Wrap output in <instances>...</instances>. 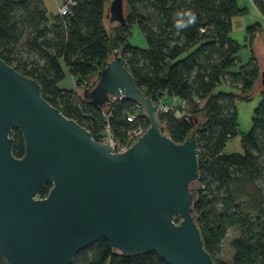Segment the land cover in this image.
Masks as SVG:
<instances>
[{"label": "trees", "instance_id": "trees-1", "mask_svg": "<svg viewBox=\"0 0 264 264\" xmlns=\"http://www.w3.org/2000/svg\"><path fill=\"white\" fill-rule=\"evenodd\" d=\"M73 1L66 14L47 16L41 0H0V58L36 79L41 96L97 141L104 122L100 108L61 87L60 81L65 69L74 86L82 88L112 50L119 51L144 96L152 102L166 97L183 102L156 113L161 131L164 127L173 142L183 141L190 131L185 117L177 113L196 117L198 176L192 208L213 263L264 264V88L245 132L239 131L235 104L249 100L259 82L252 42L263 23L246 24L245 42L240 45L229 35L231 18L247 14L249 8L236 0H124L125 23L107 28L104 13L109 0ZM251 2L264 21V0ZM186 10L196 14V23L180 28L187 20ZM132 24L139 28L144 46L129 43ZM241 46L249 52L244 63L238 57ZM134 104L127 99L112 104L108 122L115 137L135 126L146 128L143 110L139 104L132 108ZM135 108L134 120L127 121L126 115ZM11 136V152L19 157L22 138L16 129ZM236 136L240 150L225 152V144ZM48 186L37 196L43 197ZM229 227L238 235L229 242L232 256L226 263L215 255ZM0 264H6L1 256ZM70 264L169 263L152 251L124 257L99 238L79 250Z\"/></svg>", "mask_w": 264, "mask_h": 264}, {"label": "water", "instance_id": "water-1", "mask_svg": "<svg viewBox=\"0 0 264 264\" xmlns=\"http://www.w3.org/2000/svg\"><path fill=\"white\" fill-rule=\"evenodd\" d=\"M124 0H109L108 25L125 23ZM264 88V70L259 72ZM81 96L104 108L109 96L139 104L147 126L124 151L94 140L41 96L36 79L0 58V256L6 264H70L99 238L124 257L154 252L169 264H214L192 208L197 172L196 117L173 142L117 50ZM12 129L23 152H11ZM194 182L193 186L191 183ZM49 184L43 197L37 193Z\"/></svg>", "mask_w": 264, "mask_h": 264}, {"label": "rangeland", "instance_id": "rangeland-1", "mask_svg": "<svg viewBox=\"0 0 264 264\" xmlns=\"http://www.w3.org/2000/svg\"><path fill=\"white\" fill-rule=\"evenodd\" d=\"M238 1L240 2L238 5H240L243 0H238ZM240 6H243V4H241ZM247 18H249V15H247ZM104 24H105V27L107 28V24H108L107 20L104 21ZM245 38H246L245 33H243L242 42H245ZM128 41L130 44L136 45V46H141V45H143V43L145 44L139 28L135 24L130 25V33H129ZM118 53H119V51H118ZM257 53L262 56L264 54V48ZM248 56H249L248 49L246 47L241 46L238 50V57H239L240 62L244 63L248 59ZM94 75H95V73L88 76L86 81L90 82L93 79ZM64 83L65 82H63V84L61 83V87L67 88V89L71 88L76 92V94H78L79 96L81 95V88L75 87L73 80L68 79V83H66L67 86H64ZM221 87L224 88L223 85ZM262 89H263V87L261 86L260 83H258L255 85L254 88L251 89L250 95H249V100H247V101H236L235 104H236V109H237V113H238V117H239V120H238L239 124L238 125H239V131L240 132H245V130H247L249 128V126L251 124L252 110H253L254 106L256 105V103L258 102V100L260 99L259 92ZM166 98H168V97H166ZM163 130L165 131L164 127H163ZM224 150L225 151L240 150L239 138L236 136V137L230 139L225 144ZM237 235H238V233H237L236 228L229 227L226 229L225 235H224V237L220 243L219 252L215 255V257L217 259L222 260L226 263L230 262L231 256H232V250L229 246V242L231 239H233Z\"/></svg>", "mask_w": 264, "mask_h": 264}, {"label": "built area", "instance_id": "built-area-1", "mask_svg": "<svg viewBox=\"0 0 264 264\" xmlns=\"http://www.w3.org/2000/svg\"><path fill=\"white\" fill-rule=\"evenodd\" d=\"M73 4H74L73 0H62L61 3L59 4V6L57 7L56 14H58V15L66 14L68 12L69 7ZM120 99H123L121 95L109 96L110 103L107 105V107L105 106L104 108H100V113H101V116H102L104 122L102 124V129L99 133L97 141L102 142L103 140L108 139V141L110 142V146H111L110 150L113 153L124 151V149H126L137 137L141 136L145 130V128H143L141 126H135V127L130 128V129L124 130L123 136L121 138L115 137L113 135L110 124L108 122V117L110 114V108H111L112 104L116 100H120ZM154 103L156 105V113L165 112L171 108L176 107V104H177L175 98H172L171 103H165L162 98L158 99ZM179 104H180V106H182L183 102L179 101L177 105H179ZM138 106L139 105L137 103H135L132 106V108L133 107L138 108ZM136 108H135L133 114L129 113L126 115L127 121H133L134 120L136 110H137ZM177 116H184V112L183 111L178 112Z\"/></svg>", "mask_w": 264, "mask_h": 264}, {"label": "crops", "instance_id": "crops-1", "mask_svg": "<svg viewBox=\"0 0 264 264\" xmlns=\"http://www.w3.org/2000/svg\"><path fill=\"white\" fill-rule=\"evenodd\" d=\"M62 0H41L42 5L45 9L46 15L47 16H53L56 13L57 7L61 3ZM237 3L239 4L240 2L236 0ZM243 6H246L249 8L248 13L243 15V16H237V17H232L231 18V31H230V36L238 42V44L243 45L244 42H242V35L244 31L245 25L248 23H252L254 20H258L263 23V26L259 32L255 34V37L252 42V50L254 53V56L257 61V67L258 71L264 70V54L261 56L257 52L261 51L264 48V21L254 5L252 4L251 0H243L241 2ZM240 4V5H241ZM247 15H249V18H247ZM144 46V43L143 45ZM260 49V50H259ZM68 79L73 80V77L67 73L64 69V77L60 81L61 83H64V86H67L66 83H68ZM259 82L257 81L252 88L255 87L256 84ZM260 93V92H259ZM172 98H163V101L166 103H171ZM177 106V104H176ZM224 150V149H223ZM225 151V150H224ZM229 152V151H225Z\"/></svg>", "mask_w": 264, "mask_h": 264}, {"label": "clouds", "instance_id": "clouds-1", "mask_svg": "<svg viewBox=\"0 0 264 264\" xmlns=\"http://www.w3.org/2000/svg\"><path fill=\"white\" fill-rule=\"evenodd\" d=\"M184 15L187 17V20H186V22L179 24L178 27H180V28H188V27H191V26L195 25L197 17H196V14L193 11L186 10L184 12Z\"/></svg>", "mask_w": 264, "mask_h": 264}]
</instances>
